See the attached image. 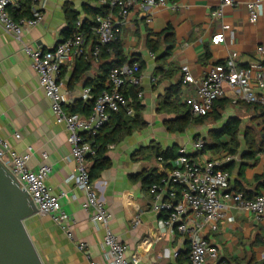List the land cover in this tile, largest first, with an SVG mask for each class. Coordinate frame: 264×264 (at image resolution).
Here are the masks:
<instances>
[{"label": "crops", "instance_id": "0c3cea01", "mask_svg": "<svg viewBox=\"0 0 264 264\" xmlns=\"http://www.w3.org/2000/svg\"><path fill=\"white\" fill-rule=\"evenodd\" d=\"M220 1L167 0L166 5L131 8L125 18L119 19L126 62L143 63L140 86L136 90L142 92L138 100L143 106L141 117L145 125L109 147L107 156L111 166L93 184L113 215L110 227L126 244L127 256L138 257L140 264H189V241L183 235L173 236L158 227L161 216L153 211L151 191L144 185L145 174L150 169H155L162 179L173 167L172 160L157 159L150 146L159 144L163 149L174 148L175 152L186 147L189 156L198 164L212 162L220 169L224 167L230 174L232 190L237 184L247 192L248 198L264 192V148L254 158L245 157L247 142L252 139L246 136L248 128L257 135L253 139L257 143L260 140V146L264 144L261 143L264 139L262 107L237 99L227 89L225 97L214 103L212 112L201 122H191L183 132L169 130V124L176 122L179 114L166 103L167 95L178 89L177 96L182 103L194 92L193 86L182 81L183 65L199 78L214 65L225 62L232 53H238L242 67L264 59V54L259 53V48H264V13L252 21L247 8L251 0H238V6L224 8L221 19L213 18L211 11ZM39 2L44 6V20L25 32L22 40L5 32L0 25V134L18 153L32 147L33 155L28 163L31 170H37L44 163L52 166L46 185L53 195L61 196L62 209L74 221L72 240L47 215L38 212L25 221L44 264H90L86 254L97 264H109L105 258V229L92 221L93 211L84 209L85 193L69 179L75 172L76 162L71 155L68 133L56 122L38 73L24 51L26 45L50 50L63 41L66 6L77 11L78 20L82 21L91 19L86 7L100 5L97 0ZM12 10L9 9L11 15ZM218 34H224L226 39L215 45L212 38ZM150 41L158 44L156 53L150 51ZM94 45L93 37L86 36L85 49L91 51ZM168 45H173L172 50L160 69L162 63L157 57ZM207 52L210 57L202 61ZM79 59L73 56L62 66L60 80L65 93V109L68 112L75 109L87 117L83 105L94 100V95L91 92V98L84 100L83 90L93 87L104 61L90 59L88 70L75 78ZM126 89L130 93L133 86L128 85ZM234 117L240 119L241 126L239 148L232 154L229 151L231 137L218 136L217 132ZM111 130L112 123L101 133ZM15 134L20 135L19 139ZM197 139L204 140L209 147L195 151L192 145ZM218 143L222 146H216ZM43 154L47 159H43ZM89 164L91 167L93 157H89ZM226 216L232 220L221 221L217 231L212 232L205 225L201 231L218 247V264H264V222H259L253 213L232 205ZM136 219L138 224H135ZM78 243H85L86 249L80 251ZM175 252L180 253L178 258L174 257Z\"/></svg>", "mask_w": 264, "mask_h": 264}, {"label": "built area", "instance_id": "2783aa9c", "mask_svg": "<svg viewBox=\"0 0 264 264\" xmlns=\"http://www.w3.org/2000/svg\"><path fill=\"white\" fill-rule=\"evenodd\" d=\"M24 1L0 0V25L5 32L18 40H22L25 32L44 20V6L39 0H31L29 17L15 20L9 9L21 10ZM97 2L107 10L104 14L96 15L93 20L95 45L91 51L85 49V34H74L50 50L26 45L24 51L38 73L40 86L51 102L56 122L63 125L68 133L71 155L76 162L75 172L69 179L85 193L84 209L93 211L92 221L105 229V258L109 264H140L138 257L127 256L126 244L110 227L113 215L95 189L89 164V157L95 156L91 138L97 136L108 124L111 114L124 109L128 116H134L135 112L131 107L133 100L127 97L124 91L128 85L139 88L140 64L126 62L112 69L106 81V89L95 98L92 111L87 117L79 113H70L65 109V93L60 73L62 66L73 56L83 57L89 61L100 59L101 48L111 52L109 47L118 39L120 32L119 19L125 18L131 8L166 5L167 0H97ZM238 5V0H221L211 11V16L221 19L224 16V8ZM247 8L251 20L256 21L264 13L263 0H251L247 2ZM80 24L79 20L78 25ZM225 39L224 34H218L212 38V42L217 45ZM259 53L264 54L263 47L259 48ZM238 60V53H232L225 62L214 65L199 78L191 74L187 65L181 67L183 83L194 88L193 94L185 99L193 118L210 114L214 103L225 97L227 89H230L237 99L260 106L264 111V66L259 62L242 67ZM137 96H142V92L137 90ZM82 98L84 100L91 98V88L83 90ZM15 137L19 139L20 135L15 134ZM205 144L204 140L197 139L192 146L195 151L200 152ZM32 155V147H28L24 153H18L0 134V162L14 175L20 186L28 191L38 212L49 216L72 240L74 221L62 209L61 196L53 195L46 185L52 166L44 163L37 170H31L28 163ZM42 157L47 159L46 154ZM172 166L168 176L162 178L160 183L153 184L150 190L153 211L163 215L158 221V227L170 235L186 237L189 241V264H218L220 251L212 241L201 234L204 225L215 232L221 221L232 220L226 216L230 205L253 213L255 218L263 223L264 192L250 199L245 197L243 192L232 190L230 174L227 171L212 162L198 164L189 156L186 147L179 149L177 158L172 160ZM138 223L139 220L136 219L135 224ZM78 249L84 251L86 244L78 243ZM179 255V252L174 253L175 258ZM86 257L90 264H97L89 255L86 254Z\"/></svg>", "mask_w": 264, "mask_h": 264}, {"label": "trees", "instance_id": "16d2710c", "mask_svg": "<svg viewBox=\"0 0 264 264\" xmlns=\"http://www.w3.org/2000/svg\"><path fill=\"white\" fill-rule=\"evenodd\" d=\"M31 7H32L31 0H25L23 4V8L21 10H12V17L15 20H18L23 17H29ZM85 10L87 14L91 15V19H83L81 21V24L78 25L79 13L74 9H72L70 6H66L65 15L67 19V26L63 31V36H64L63 40L72 37L74 34H85L86 36H88V38L93 37V40H95V36L92 30L94 27L93 20L96 15L104 14L107 9L105 7L100 6L98 8L86 7ZM164 34L167 33L164 32ZM157 45L158 44L156 42H152V41L149 42V48L152 53L157 52L158 50ZM172 46L173 45H168V48L164 50L163 54L157 57V61L162 63L159 67L160 69H162V66H164V61L166 60L167 56L170 55ZM109 48L111 49V52H107L106 48H101L100 59H102L104 62L101 66V72L94 80L93 87L91 88V92L94 95V100L89 101L83 105V110L87 111V116H89V114L92 111L95 98H97L102 93V91L106 89V81L108 79L110 71L114 68L120 67L127 61V58L124 55L119 34H118V39ZM209 57L210 54L207 52L203 57L202 61L208 59ZM78 62L80 63H78L77 67L78 68L81 67V70L78 71V68H76L74 74L75 78L80 76L82 73H84V71L88 70L89 68L88 67L89 63L85 61L83 57H80ZM139 64L141 71L143 68V63H139ZM261 64L264 66V59L261 61ZM178 92H179L178 89H175L172 94H168L166 97V103L171 105V110L179 114L177 121L169 124L170 132H183L191 122H201L205 118V117L193 118L190 112V107L185 102L182 103L180 102L179 97L177 96ZM124 93L127 97H130L133 100L131 107L134 109L135 112L134 116L133 117L128 116L124 109H121L116 113H112L110 117V121L108 122V124L112 123V130L108 133L102 134L101 133L103 131L102 129L97 136L91 138L92 147L95 152V156L93 157V164L90 167V176L92 181L100 178L102 172L111 166V161L107 156L109 147L113 144L118 143L121 139H123L128 135H131L135 130L142 128L145 125L141 117L143 106L138 100L136 88H134L133 86L132 92L129 93V91H127L126 89ZM258 107L260 108V106ZM262 112L264 114L263 109ZM70 113H77V111L75 109H72ZM240 126H241L240 119L235 117L230 118L226 122V124L222 127V129L217 132L218 136L222 134H227L231 137L229 151L232 154H235L237 152V149L239 148L238 136L240 132ZM252 133L253 132L251 131V129L248 128L246 130V134H247L246 136H252V139L248 140L247 142L248 151L245 153V157L254 158L257 154H260V152L263 150L264 144H261L260 146V140L257 143V141L253 139L257 135L255 134L253 135ZM261 143H264V139L261 141ZM216 146L220 147L222 146V144L218 143ZM150 147L153 150V155L157 159L169 161V160H174L178 156V153L175 152L174 148L163 149L159 144H155ZM208 147L209 145L205 144L204 148L206 149ZM222 170H224V167L222 168ZM143 181L145 187L150 191L153 184L160 183L161 177L156 174L155 169H150L145 174ZM235 187H236L234 188L235 191L243 192L245 197H247V192L244 189L240 188L239 185L237 184ZM160 216L162 217L163 215Z\"/></svg>", "mask_w": 264, "mask_h": 264}, {"label": "water", "instance_id": "95a60500", "mask_svg": "<svg viewBox=\"0 0 264 264\" xmlns=\"http://www.w3.org/2000/svg\"><path fill=\"white\" fill-rule=\"evenodd\" d=\"M37 213L28 191L0 162V264H44L25 225Z\"/></svg>", "mask_w": 264, "mask_h": 264}, {"label": "rangeland", "instance_id": "374dc122", "mask_svg": "<svg viewBox=\"0 0 264 264\" xmlns=\"http://www.w3.org/2000/svg\"><path fill=\"white\" fill-rule=\"evenodd\" d=\"M191 128H194V126H191ZM191 128H190L189 130H191ZM189 130H188V131H189ZM178 152H179V150L177 149V153H178Z\"/></svg>", "mask_w": 264, "mask_h": 264}]
</instances>
